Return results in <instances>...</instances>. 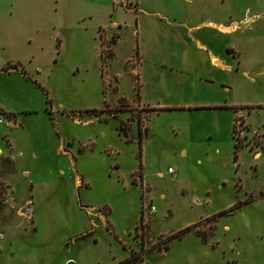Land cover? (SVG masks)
I'll return each mask as SVG.
<instances>
[{"label": "rangeland", "instance_id": "1", "mask_svg": "<svg viewBox=\"0 0 264 264\" xmlns=\"http://www.w3.org/2000/svg\"><path fill=\"white\" fill-rule=\"evenodd\" d=\"M206 21L229 31L190 38ZM263 65L264 0H0V109L19 124L0 138L34 153L10 179L31 221L3 218L29 226L0 264H264V153L229 106L264 133Z\"/></svg>", "mask_w": 264, "mask_h": 264}, {"label": "crops", "instance_id": "2", "mask_svg": "<svg viewBox=\"0 0 264 264\" xmlns=\"http://www.w3.org/2000/svg\"><path fill=\"white\" fill-rule=\"evenodd\" d=\"M134 22H135V25H134L132 33L136 36L137 35V32H136V20ZM202 28H206L207 29L206 31L211 32V33L224 34L227 31H229L228 28H226L224 26H221L219 23L215 24V23H213L211 21H206V22H201V23L195 24L193 26L187 27L186 28V32H187L188 35L190 34V38H191V33L192 32L200 30ZM117 40H118V34L115 37V39H113V41H112V50H111L112 56H114V48L113 47H114V44L117 42ZM193 41H194L195 49H197V50H199L201 52H204L206 54L207 62L209 63V65L211 67H213L214 69H216L218 71H221V72L222 71H226V70L229 69V67H230L229 64L227 62H225L223 59H221L219 56L213 54V52L206 45H204L198 39H193ZM136 49H137V47H136V43H135L134 44L135 55L137 54V52H136L137 50ZM129 58L130 57H125L124 60H123V64ZM14 63H18V62H14ZM137 64H138V58H137ZM137 64H136V66H137ZM127 67L130 69V71L133 72V74H135L137 76V68L136 67H135V69H131V66H127ZM263 68H264V65L262 66V69ZM2 70H3V72L10 71V70H15L20 75H22L19 72V70H16V69H13V68L2 69ZM115 74L119 75L120 73L115 72ZM22 76H24V75H22ZM217 105H224L225 106L224 103H208V104H205V105H196V106L200 107V106H217ZM196 106H192V107H196ZM229 106H230L231 109H233V118L235 116H241L248 125L252 126V124L246 119V116L244 117V110L248 109L249 107H252L251 105L247 106L246 104H229ZM244 106H246V108H243ZM189 107L190 106H187V108H189ZM150 108H152V107H150ZM175 108H179V106L178 107L177 106H157L156 110L175 109ZM4 110L8 111V113H10V114H13V115L15 114V116H13L12 119L7 120L5 122L4 127H7L9 129L17 128L18 125H19L18 122H17V116H18L17 111H14V110H12L10 108L9 109L5 108ZM20 112L30 113V110H22ZM252 127H257V126H252ZM257 128L260 130L259 127H257ZM3 136H4V134H3ZM5 138L8 140V142H9V144L11 146V153H10L11 159L8 161L9 162V167L6 170L7 172L4 173V176H5L4 178L9 183H11L10 179L12 180L13 172H14V170H17L18 166L20 165L19 164V161H20L19 157H21V156H25L26 157L27 154H29V157H34V153L30 152V150L32 148L31 147L32 143L30 141H28V142H26V141L24 142L23 141V142L19 143L15 138H14V140L12 138H9L8 136L5 137ZM139 142H140V140H139ZM0 145H2L1 142H0ZM141 150H142V148L140 147V143H139L138 144V153L139 154H140ZM14 151L16 152V154H15ZM17 152L20 153V155H17ZM139 156H140L139 157L140 163L142 164L141 154ZM115 163H117V162H115ZM118 166H119V164H118ZM118 166L116 167V169L118 168ZM19 172H20L22 177H27L28 174H29L28 169L24 168V167L19 169ZM156 175H161V174H160V172H157ZM141 178L144 180V175L143 174H141ZM28 180H29L28 187L31 188V186H32L31 180L30 179H28ZM77 183L78 182H75V184H77ZM11 187H12V185H11ZM12 194H13V189H12ZM12 196L14 198L13 199V203L15 205L24 203L26 200H28V199H26V198H28L27 195L24 198L21 197L22 195L21 196L20 195L19 196L16 195L15 197H14V195H12ZM29 198H31V197H29ZM31 207H32V201H31ZM10 209L11 208H7V207L0 209V225H1L2 230L4 232L3 240L0 242V253H1V251L3 250V248L5 246L10 245V244L13 243V240L11 238L14 237L16 233L18 234V232H24V231L28 230V229H24V227L29 226L24 220H21L19 217H16L14 214L12 215V220H10L9 223L5 224L6 222H5V219H3V218L6 217L7 214H12V212L10 213ZM19 219H20V222H19ZM20 224H22V225H20ZM32 225L34 227L33 220H32ZM8 252L11 254V248L10 247L8 249Z\"/></svg>", "mask_w": 264, "mask_h": 264}, {"label": "built area", "instance_id": "3", "mask_svg": "<svg viewBox=\"0 0 264 264\" xmlns=\"http://www.w3.org/2000/svg\"><path fill=\"white\" fill-rule=\"evenodd\" d=\"M13 116L10 113H5L0 110V125H5L7 120L12 119ZM232 134L237 141L245 142V145L254 154L264 153V134L257 128L248 125L241 116H235L232 121ZM0 158H4L10 155L11 146L6 138H0ZM17 155L20 153L17 152ZM170 169H167L169 171ZM12 187L10 183L0 177V209L11 208L21 214L27 221H31V202L26 200L23 204L16 207L13 203ZM150 210H153V206L150 205ZM4 232L0 225V242L3 240Z\"/></svg>", "mask_w": 264, "mask_h": 264}, {"label": "trees", "instance_id": "4", "mask_svg": "<svg viewBox=\"0 0 264 264\" xmlns=\"http://www.w3.org/2000/svg\"><path fill=\"white\" fill-rule=\"evenodd\" d=\"M15 67H16L15 64H13L11 68L15 69ZM19 72H20L22 75L26 76L25 73L23 72V70H22L21 67H19ZM11 115H12V114H11ZM12 116H13V115H12ZM235 140H236V139H235ZM236 141H237V140H236ZM237 142H239V141H237ZM238 144H239V143L234 144V148H236ZM235 156H236V155H235V152H234V157H235ZM185 229H186V228H183V229H180V230L174 232L173 234L170 235V237H179V236L181 235V233H183V232L185 231ZM134 259L137 260L136 257H133V256L130 254V256H129V258H128V260H127L126 262H129V261H132V260L135 261ZM118 264H120V263H118Z\"/></svg>", "mask_w": 264, "mask_h": 264}, {"label": "bare ground", "instance_id": "5", "mask_svg": "<svg viewBox=\"0 0 264 264\" xmlns=\"http://www.w3.org/2000/svg\"><path fill=\"white\" fill-rule=\"evenodd\" d=\"M258 158V157H257Z\"/></svg>", "mask_w": 264, "mask_h": 264}]
</instances>
